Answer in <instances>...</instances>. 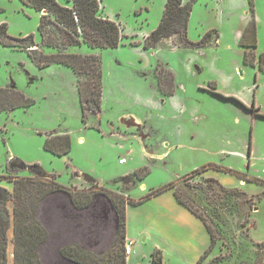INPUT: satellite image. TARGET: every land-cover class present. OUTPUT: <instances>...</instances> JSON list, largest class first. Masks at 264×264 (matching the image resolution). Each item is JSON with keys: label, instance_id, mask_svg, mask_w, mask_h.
Returning <instances> with one entry per match:
<instances>
[{"label": "rangeland", "instance_id": "1", "mask_svg": "<svg viewBox=\"0 0 264 264\" xmlns=\"http://www.w3.org/2000/svg\"><path fill=\"white\" fill-rule=\"evenodd\" d=\"M56 1L71 6L69 0ZM98 1V14L120 26L118 45L82 43L68 51L99 56L100 110L86 109L83 115L77 77L69 67H38L26 48L0 44V88L12 89L9 96L20 101L0 109L5 264H34L21 255L8 196L14 180L40 178L32 164L54 174L73 194L92 193L88 204L75 208L65 191L41 195L39 186L31 185L32 216L46 232L36 249L39 264H78L55 252L69 240L85 250L89 264H112L116 216L109 198L141 200L126 204L125 233L133 241L126 264H153L155 251L159 264H198L209 244L202 221L177 202L172 188L146 198L172 183L214 230L215 247L199 264H264V247L258 246L264 241V183L251 180H264V69L258 66L264 50L257 44L244 61L245 49L234 44L235 28L253 16L256 24L261 19L257 39L264 48V0H251L253 13L250 0H195L187 37L197 41L211 30L210 40L184 47L169 38L151 48L143 47V39L159 23L165 0ZM40 14L21 0H0V23H6L7 33L31 34L36 49L49 54L55 48L42 44ZM210 78L218 79L222 94ZM243 88L257 105L223 98ZM26 99L29 103L22 104ZM50 132L69 134L67 154L43 147ZM13 157L21 160L10 168ZM122 157L126 161L120 164ZM135 170L147 173L141 179L126 176ZM117 246L121 252L124 244Z\"/></svg>", "mask_w": 264, "mask_h": 264}, {"label": "trees", "instance_id": "2", "mask_svg": "<svg viewBox=\"0 0 264 264\" xmlns=\"http://www.w3.org/2000/svg\"><path fill=\"white\" fill-rule=\"evenodd\" d=\"M23 3L32 6L40 11L38 22V32L41 35L42 44L55 48V51L45 54L36 49V44L33 42L32 35L28 34L24 37H13L7 33L6 23H0V44L8 46H21L27 49L28 56L38 67H44L55 63L69 67L77 77L78 97L81 103L82 113L85 116L86 109L100 110L101 95H102V76H101V60L96 54H83L76 51H68V47H76L84 43L92 48H113L116 47L121 38L120 26L113 20L101 17L98 14V0H69L71 6H63L56 0H21ZM195 0H166L157 26L144 36L143 47H156L164 39L175 38L174 45L200 47L204 46L211 37L212 31L205 32L199 40L191 41L187 37V24ZM251 3V0H250ZM251 12L253 13L252 3ZM176 43V44H175ZM239 45L245 49L244 61L248 51H252L257 46V26L252 16L248 24L244 27ZM258 66L264 69V53L258 55ZM159 79V78H158ZM9 91L12 89L0 88V109L8 107L13 108L20 103L13 97L9 96ZM21 96V95H20ZM230 98L235 102L243 105L234 97ZM28 99L23 100L22 104H28ZM263 115V114H261ZM264 117V116H263ZM1 131V129H0ZM43 147L56 155H65L70 151L71 139L69 134H58L50 132L45 138ZM250 153L249 146L248 152ZM35 167L39 165L32 164ZM217 166V165H216ZM220 168L221 170L231 171L230 168ZM147 170L143 173L135 170L128 174V177H136L141 179L145 176ZM1 176V175H0ZM37 176V174H36ZM39 176V175H38ZM124 176L125 178H127ZM38 178V177H37ZM43 178V179H40ZM38 178L36 183L29 178H21L13 181L12 191L8 195L13 201L12 218L15 225L14 231L22 250L21 255L27 263L34 261V264H39L36 259V249L39 243L45 238V229L33 219L31 206L28 199L31 193V185L39 186L41 195L51 193L55 190L65 191L76 208H81L88 204L91 200L92 193L78 194L62 186L54 180L55 175L49 177ZM255 179V180H254ZM252 181L263 182L258 178L251 179ZM172 188L173 195L178 203L187 208L192 214L199 218L205 226L209 235V244L199 255L196 262L199 264L215 247L216 238L214 230L207 223L205 217L189 205L180 195L176 184H168L159 189L150 191L146 198L152 194H158L166 189ZM37 190V187H35ZM36 193V191H35ZM39 195V196H41ZM116 214V235L113 247H117V243L121 245L125 242V207L126 204H137L141 200L133 201L126 198V201L109 198ZM4 201H0V264H5V229L6 225H2V221L8 220V210L4 206ZM258 246L264 247V241L258 243ZM114 252L115 258L112 259V264H126V255L124 247L121 252L117 249ZM85 250L76 245L68 244L60 249L61 255L78 264H89L85 259ZM112 252V253H113ZM120 255V256H119ZM152 263L159 264L161 262L160 254L155 251L152 254Z\"/></svg>", "mask_w": 264, "mask_h": 264}, {"label": "crops", "instance_id": "3", "mask_svg": "<svg viewBox=\"0 0 264 264\" xmlns=\"http://www.w3.org/2000/svg\"><path fill=\"white\" fill-rule=\"evenodd\" d=\"M165 2H166V0H165ZM164 6H165V3H164ZM163 9H164V7H163ZM163 12V11H162ZM247 12L245 11V14H246ZM245 16H247V14L245 15ZM257 21H258V23L256 24V26H257V34H259L260 33V22H261V19L259 18V17H257V19H256ZM256 21V22H257ZM248 24V21L246 22V20L244 19V21L242 22V25H240L238 28H235V32H234V44H236L237 46L239 45V43H238V40H239V38H240V36H241V33H242V31H243V29H244V27L246 26ZM218 39H220V37H218L217 36V38H216V41L218 40ZM257 44H258V47L257 48H259V50H264V48H261L260 47V40H258L257 39ZM201 67V66H200ZM201 70H202V67H201ZM200 70V71H201ZM199 71V70H198ZM212 81H214L213 83H214V91L215 92H217V93H221L222 94V92H220L219 90H218V87H219V82H218V79L216 78V79H214V78H210ZM247 88H251L250 86H248ZM213 91V92H214ZM252 91V90H251ZM246 92H247V90H246ZM246 92H245V89L243 88L242 90H239V91H235V92H233L234 94H230L229 92H227V94H225V96L224 97H234L235 99H239V101L243 104H246V105H248V104H250V105H257V103H256V100H255V98H251V102L249 101L250 100V97H249V99L247 98V96H246ZM224 95V94H223ZM223 97V98H224ZM152 106L154 107V104H152ZM158 108H160V106H158ZM161 109V108H160ZM261 114V113H260ZM21 160V159H20ZM120 164H123V163H120ZM40 168H41V170H42V172H43V174H44V177H49V176H51L52 174H49V173H47L46 171H44L43 169H42V167L40 166ZM85 177H87V176H85ZM90 179V178H89ZM118 179V178H117ZM117 179H115V180H113V181H111V183H114L115 184V182H116V180ZM90 180H92V179H90ZM93 181V180H92ZM95 181V180H94ZM96 182V181H95ZM67 196L69 197V195L67 194ZM108 200V202L110 203V205H111V207H112V209H113V211H114V208H113V205H112V203H111V201L109 200V199H107ZM69 202L71 203V206L72 207H74V205L72 204V202H71V200H70V197H69ZM76 208V207H75ZM125 209H126V207H125ZM114 213H115V211H114ZM115 216H116V214H115ZM115 221H116V218H115ZM116 223H117V221H116ZM117 226V225H116ZM116 226H115V235H116ZM209 238V237H208ZM125 239H130L128 236H127V234L125 233ZM114 240H115V236H114ZM74 240H69V241H66V242H64V243H61V244H59V245H57L56 247H55V252L58 254V256L59 257H61L62 259L64 258V259H66V260H68V261H70V262H73V261H71V260H69V259H67L66 257H64L63 255H61V253H60V249L63 247V246H65V245H68V244H74V243H72ZM106 251H108V249L106 250ZM129 255H131V253L129 254ZM129 261V258H128V255L126 256V263ZM74 263V262H73Z\"/></svg>", "mask_w": 264, "mask_h": 264}, {"label": "built area", "instance_id": "4", "mask_svg": "<svg viewBox=\"0 0 264 264\" xmlns=\"http://www.w3.org/2000/svg\"><path fill=\"white\" fill-rule=\"evenodd\" d=\"M126 161L125 157L119 158L118 162L119 163H124ZM132 245H133V241L132 239H125L124 242V254L127 256L131 253L132 251Z\"/></svg>", "mask_w": 264, "mask_h": 264}, {"label": "water", "instance_id": "5", "mask_svg": "<svg viewBox=\"0 0 264 264\" xmlns=\"http://www.w3.org/2000/svg\"><path fill=\"white\" fill-rule=\"evenodd\" d=\"M16 160H17V161H20V159L15 158V157L9 159V162L11 161V162L9 163L10 168H13V167L17 166V165H16V162H15ZM35 174H37V175H39V176H41V177L44 176V174H43V172H42L40 166H39V167H36Z\"/></svg>", "mask_w": 264, "mask_h": 264}]
</instances>
